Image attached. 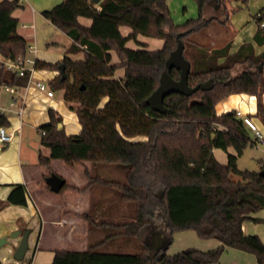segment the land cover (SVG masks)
I'll list each match as a JSON object with an SVG mask.
<instances>
[{
	"label": "trees",
	"instance_id": "16d2710c",
	"mask_svg": "<svg viewBox=\"0 0 264 264\" xmlns=\"http://www.w3.org/2000/svg\"><path fill=\"white\" fill-rule=\"evenodd\" d=\"M195 1L198 16L182 24L174 22L168 0H63L42 12L73 41L62 61L37 59L35 67L59 71L48 85L52 90H64V99L76 111L82 128L76 134L59 129L63 117L50 108V121L39 129L42 144L51 153L40 154V163L49 170L53 159L69 165H122L126 183L93 177L85 168L89 185H112L122 198L135 202L132 225L137 236L150 223L162 221L169 228L166 245L159 251H151L148 244L140 252L124 254L98 251L94 245L85 250L57 249L49 264H209L217 262L227 247L253 252L258 264H264V241L243 230L247 220L264 222L255 217L264 210V176L238 165L246 148L255 145L253 132L236 110L222 114L216 110L229 95L247 93L257 97V115L264 123V52L257 54L255 49V44L264 45V14L256 16L259 27L254 40L232 53V40L218 48L191 40V35L205 30L212 20L223 24L229 20L217 15L227 8L226 0ZM20 6L18 0H0V89L3 85L26 87L30 78L29 72L20 75L5 64L27 53V40L18 33L19 18L13 15ZM212 11L216 15L208 16ZM80 17L91 19V24L81 23ZM123 26L130 33L123 34ZM139 34L162 39L164 44L149 50L137 39ZM179 34L192 66L189 85L212 80L214 86L190 96H166L164 104L171 113L164 114L155 111L147 98L159 86L163 72L179 79V69L166 67ZM129 40L142 47H129ZM112 51L119 62H112ZM81 52L83 59L71 57ZM61 63L65 64V79L59 70ZM239 66L243 69L234 73ZM122 68L124 75L117 76ZM1 126H11L4 112H0ZM137 136L146 139H134ZM230 147L235 153H229L223 164L214 149ZM9 204H27L24 184H14L0 209ZM186 230L220 244L208 251L188 247L168 254L173 234Z\"/></svg>",
	"mask_w": 264,
	"mask_h": 264
},
{
	"label": "crops",
	"instance_id": "0c3cea01",
	"mask_svg": "<svg viewBox=\"0 0 264 264\" xmlns=\"http://www.w3.org/2000/svg\"><path fill=\"white\" fill-rule=\"evenodd\" d=\"M33 1L22 0L19 3L21 2L23 10H26V2ZM19 10L21 9L17 8L13 12V15L19 18L18 33L27 40L28 45L36 46L35 57L52 63L62 61L66 56L67 48L73 41L72 38L66 34L68 40L64 43L55 41L52 43V47H55L53 50H44L38 46V42L32 33H27L21 28ZM79 20L83 23L81 17ZM22 26L26 27L25 24ZM256 32L253 31V37L243 42L253 41ZM143 36L139 34L137 39L147 45L142 40ZM233 40L234 38L232 39L231 51L235 52L243 42L239 46H233ZM162 41L164 44V40ZM131 43L139 46L134 40H129L127 45L132 47L130 46ZM255 49L256 53L260 54L264 52V45L255 44ZM73 55H71L72 58ZM112 62H119L115 51H112ZM124 72V68L119 69L116 75L123 76ZM58 74L59 71L55 69H35L33 72L34 83L29 86L19 87L16 93L5 89L0 90V112H4L8 116L11 126L7 128L14 134L12 142H0V202L7 199L14 184L18 183L26 186L27 196V204L25 205L9 204L0 209V236L9 235L16 230H31L29 250L25 258L17 260L13 257L20 240L17 239L13 241L12 247L6 246L0 249L2 264H49L53 261L57 249L85 250L92 245L96 246L98 251L123 252L124 254L132 252L137 244L135 227L132 225L136 220L135 202L122 198L120 190L112 185L100 182L89 185V178L85 173V168H88L93 177L107 182L126 183L124 167L115 164V166H97L95 168L91 162L74 164L72 166L77 167V172L73 174L75 179H68L70 177L61 174L55 167V164L58 163L56 161L61 159L51 160L52 171L50 173L40 163V154L49 156L51 153L50 148L42 144V134L39 135V127L50 121L49 109L53 108L62 115L64 128H67L65 117L78 120L76 111L70 109L69 104L64 99V90H53L54 94L50 96L35 84L37 81L48 84V81ZM13 97L19 99L18 104H12ZM21 104L24 106L22 113L19 110ZM238 109L253 117L264 133V129H262L264 123L257 115L258 101L256 96L247 93L232 94L216 105L218 114ZM79 128L82 126L78 123L76 128L67 131V133L77 132ZM24 148L29 150L24 151ZM216 151L217 148L214 149L215 156ZM52 172L65 179L66 186L64 185L65 187L63 186L59 192L52 191L46 182V178ZM50 192L61 194L60 199H54ZM255 217L264 218V211ZM249 222L254 221L247 220L243 224V230L246 234L253 229ZM47 223L52 225L51 232L47 226H44ZM163 223L161 221L157 224ZM144 228L145 226L139 235ZM49 238L57 243L62 241L65 246L51 244L50 241H46ZM219 243L218 241V245ZM207 245L214 246V243L208 242ZM230 248L232 247H227L226 250Z\"/></svg>",
	"mask_w": 264,
	"mask_h": 264
},
{
	"label": "rangeland",
	"instance_id": "374dc122",
	"mask_svg": "<svg viewBox=\"0 0 264 264\" xmlns=\"http://www.w3.org/2000/svg\"><path fill=\"white\" fill-rule=\"evenodd\" d=\"M62 1L63 0H34L33 2H26V10H23L24 8L22 6L18 8L21 9L18 12L21 15V28L27 33H32L38 42V46L43 48L44 50H53V48L55 47H52V43L55 41L64 43L66 40H68L66 33H64L61 29L48 21V19H46L42 15L43 10L49 9L56 4L61 3ZM168 4L171 10V15L172 17H174L173 20L176 24H182L186 20L190 18H196L198 16V7L195 0H168ZM226 4L227 8L223 7L221 11L217 12V15L223 20H229L225 24L219 21L212 20V22L205 30L191 35V40L207 47H222L233 38V46H239L243 41L249 40L253 37V31L256 32L259 27L256 16L259 12H261V10L264 11V0H247L246 2H244L243 0H226ZM20 5L23 4L20 2ZM212 12H208L207 15H216L214 11ZM81 21L87 25L91 24V19L86 17H81ZM23 24H25L26 27H23ZM129 31V27L125 26L122 28V32L125 34H127ZM142 38V40L147 43V49L149 50H157L162 47V40L145 36H143ZM130 46L134 48L142 47L137 46L134 43H131ZM231 52L233 53V51ZM73 58L77 60L83 59V54H74ZM260 66L263 69L262 63L260 64ZM242 69L243 66L236 67L234 73H237ZM253 121L260 128V126L254 119ZM65 123L67 127L65 128V131L67 132L73 128H76L79 122L74 118L65 117ZM27 125L28 123L26 124V126ZM262 129L264 128L262 127ZM80 131L81 128H79L77 132H74L72 134L79 133ZM39 135H41V131ZM134 139L142 140L146 138L144 136H137ZM253 139L255 140L254 135ZM28 150L24 148V151ZM229 153H235V149L233 147L228 148V150L217 148L216 156L221 161V163L225 164L228 162ZM56 162L58 163L55 164V167L61 172V174L70 177L68 179H75V176L73 174L77 172V167H73L72 165L65 163L63 160H58ZM263 162L264 144L260 143L247 147L244 154L238 159V165L240 169H248L258 172L261 170ZM91 164H93L95 168L97 166H115V164L113 163ZM117 165L122 166L116 164V166ZM51 171L52 168H50L49 173ZM50 194L56 200H59L61 197V194L59 193L50 192ZM263 211L264 210H261L255 213V215H261ZM249 224L253 227V229L249 230L248 234H257L264 241V222H249ZM157 225V223H150L145 226L141 235L136 237L137 244L134 250L132 252L126 253L140 252L143 250L145 244L149 245L152 233L154 229L157 228ZM44 226H47L48 230H50L51 232V224L47 223ZM46 241H50L51 244H54L56 246H65L64 242L59 241V243H57L55 240H52V238H49V240ZM208 242H213L214 246L207 245ZM7 246L12 247V245ZM188 247L196 248L202 251H208L210 249L218 247V241L216 239H212L210 241L201 239L195 231H177L173 234V241L171 245H169L167 253L170 255H175L185 249H188ZM209 264H258V261L256 255L253 252L230 248L229 250L223 252L217 262Z\"/></svg>",
	"mask_w": 264,
	"mask_h": 264
},
{
	"label": "water",
	"instance_id": "95a60500",
	"mask_svg": "<svg viewBox=\"0 0 264 264\" xmlns=\"http://www.w3.org/2000/svg\"><path fill=\"white\" fill-rule=\"evenodd\" d=\"M95 3H99L101 0H93ZM152 2L154 0H151ZM178 45L172 50L166 59L167 69H179L180 77L179 79L173 78L167 71L163 72L160 77L159 86L154 90V92L147 98V103L155 110L160 113L169 114L171 109L167 108L164 104V99L166 96L172 93H181L186 96H190L199 89L210 90L213 88L214 84L212 80L206 82H201L196 86L192 87L189 85L188 78L191 72V63L184 55L185 44L181 40V34L178 36ZM261 68V66H260ZM59 70L62 73V78L65 79V64L61 63ZM64 128L63 122L59 123V129ZM260 175L264 176V169L259 171ZM47 184L50 186L51 190L54 192H59L65 185V179L52 172L46 178ZM154 229L151 242L148 247L151 251L161 250L168 240V226L167 223L159 224ZM31 230L26 229L25 231L16 230L11 232L9 235L0 236V249L6 247L7 245L13 246V241L20 239L19 243L14 251V258L17 260H23L26 253L29 250V235ZM0 264L2 261L0 260Z\"/></svg>",
	"mask_w": 264,
	"mask_h": 264
},
{
	"label": "built area",
	"instance_id": "2783aa9c",
	"mask_svg": "<svg viewBox=\"0 0 264 264\" xmlns=\"http://www.w3.org/2000/svg\"><path fill=\"white\" fill-rule=\"evenodd\" d=\"M22 1V0H18ZM264 13L259 12L258 16L263 15ZM262 25H264V22H262ZM37 48L34 45H28L27 47V53L25 56L17 59V60H7L5 62L6 66L13 71L18 72L20 75H25L27 72H29V81L27 86L34 83L33 81V72L35 71L36 67V60L34 54H36ZM35 84L42 90H45L48 95L52 96L54 94V91L49 87V85L45 82L37 81ZM19 86H10V85H3L0 90L5 89L7 91H10L12 93H16ZM19 103V99L17 97L12 98V104L16 105ZM24 106L21 104L19 105L20 113L23 112ZM237 115L243 119V121L251 128L253 135L255 137L254 143H260L264 144V133L263 131L257 126V124L253 121V117L250 115L244 113L242 110H236ZM44 133V132H43ZM14 137V134L8 130L6 126L0 127V142L2 143H9L12 142Z\"/></svg>",
	"mask_w": 264,
	"mask_h": 264
}]
</instances>
